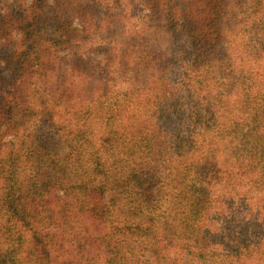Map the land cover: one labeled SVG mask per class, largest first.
Listing matches in <instances>:
<instances>
[{
	"label": "trees",
	"instance_id": "16d2710c",
	"mask_svg": "<svg viewBox=\"0 0 264 264\" xmlns=\"http://www.w3.org/2000/svg\"><path fill=\"white\" fill-rule=\"evenodd\" d=\"M0 264H264V0H0Z\"/></svg>",
	"mask_w": 264,
	"mask_h": 264
}]
</instances>
